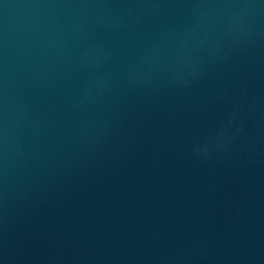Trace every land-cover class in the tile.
I'll return each mask as SVG.
<instances>
[{
	"label": "water",
	"instance_id": "water-1",
	"mask_svg": "<svg viewBox=\"0 0 264 264\" xmlns=\"http://www.w3.org/2000/svg\"><path fill=\"white\" fill-rule=\"evenodd\" d=\"M0 264H264V0H0Z\"/></svg>",
	"mask_w": 264,
	"mask_h": 264
}]
</instances>
